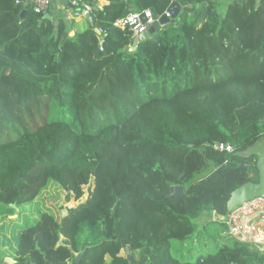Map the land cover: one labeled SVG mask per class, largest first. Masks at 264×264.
<instances>
[{"label":"trees","instance_id":"obj_1","mask_svg":"<svg viewBox=\"0 0 264 264\" xmlns=\"http://www.w3.org/2000/svg\"><path fill=\"white\" fill-rule=\"evenodd\" d=\"M107 1L89 41L77 35L87 63L75 75L63 19L0 0V245L16 264H138L146 247L147 264H264L258 247L223 234L197 259L178 253L205 232L203 215H226L231 192L258 180L245 150L264 135V0ZM172 1L180 15L132 51L115 22L145 9L158 19ZM120 56L132 106L95 128L77 78ZM169 186L184 190L169 197ZM21 212L33 215L24 228Z\"/></svg>","mask_w":264,"mask_h":264},{"label":"rangeland","instance_id":"obj_2","mask_svg":"<svg viewBox=\"0 0 264 264\" xmlns=\"http://www.w3.org/2000/svg\"><path fill=\"white\" fill-rule=\"evenodd\" d=\"M78 34H74L72 38L75 39L71 45H68L66 50V58H68L67 63L72 65L68 68L69 72H75V75H79L82 71L78 70L79 65L86 66V60L75 59L77 53L82 54L83 45L79 42ZM79 44V47L77 46ZM78 56V55H77ZM80 56V55H79ZM86 62V63H84ZM108 65L97 70H91L87 75L78 76V82L82 84L80 91V96L83 101V107L86 112H89L90 119L99 120L100 123L95 126H98L108 118L112 120H117L119 115L124 114L128 109H130L131 101L127 99L128 89L131 88V85L125 84L122 87H118L119 81L113 79L109 81L111 73L106 74V69ZM121 74V73H120ZM109 76V77H108ZM109 78V79H108ZM92 82V83H91ZM89 83V87L86 84ZM98 85L95 87V90H91L93 85ZM98 88V89H96ZM93 127V125H90ZM87 190L88 187L86 186ZM88 193L86 192L84 198H86ZM78 202L74 198L70 201L63 202L62 207L66 212L68 206H74ZM22 218V227L33 221V215L28 212V220L26 221L25 214L21 212ZM219 215L214 214L213 217H208L203 215L199 219V225L204 228L205 232L201 233L197 240L193 243H187L184 249L179 250L178 253L184 252L185 255H190L192 259H197L200 255L205 254L209 251H213L217 246L222 243L223 240V231L224 225L220 223L218 219ZM211 219V220H210ZM210 220V221H208ZM10 224V223H8ZM16 225V224H14ZM10 227V226H9ZM194 250V253L191 252ZM1 256L8 255V251L0 245Z\"/></svg>","mask_w":264,"mask_h":264},{"label":"built area","instance_id":"obj_3","mask_svg":"<svg viewBox=\"0 0 264 264\" xmlns=\"http://www.w3.org/2000/svg\"><path fill=\"white\" fill-rule=\"evenodd\" d=\"M15 2L16 4L31 3L35 12L45 14L52 11L55 0H15ZM67 2L75 17L92 15L98 9L93 1L90 3L87 0H67ZM154 21L152 11L145 9L129 12L125 17L117 20L115 26L122 30L129 29L135 38L145 32ZM100 48L103 49L102 46ZM216 148L233 150L229 144H217ZM218 219L224 225L223 235L250 243L264 252V196L248 200L226 215L219 216Z\"/></svg>","mask_w":264,"mask_h":264},{"label":"water","instance_id":"obj_4","mask_svg":"<svg viewBox=\"0 0 264 264\" xmlns=\"http://www.w3.org/2000/svg\"><path fill=\"white\" fill-rule=\"evenodd\" d=\"M66 1V0H64ZM262 0H257V5L261 3ZM182 5L178 1H172L167 8V11L158 19H155V21L149 26V28L143 32L140 33L137 37L134 38L133 46L131 48L132 51L137 49V44L140 40L149 37L155 30L159 31L162 29L163 26L168 25L172 23L182 12ZM201 9V16L199 20H203L208 12V3L203 2L200 6ZM216 12V11H214ZM23 16L25 15V10L23 11ZM87 17L92 20V15L88 14ZM50 19L54 20V17L50 13H45L43 15V19ZM98 32H100L99 29H96ZM70 34L65 31L62 35V43L65 42L67 37ZM102 43V42H101ZM245 154L248 156H254L256 158V166L258 170V180H250L246 182L245 184L235 188L227 201V208L229 211L236 209L237 207L241 206L243 203L247 202L248 200H251L258 196H264V135L262 139L259 141L252 143L246 150ZM184 188L182 186H169V192L167 196L172 197H178L182 192ZM65 242H68V240H64ZM82 254L77 259V262H79ZM151 256V252L146 247L145 248V256L143 260L138 264H147L149 261V258ZM129 259L131 260L130 264H135L133 261V258L131 255H129ZM16 260L12 257H6V260L3 264H16ZM150 264H154L153 262H150Z\"/></svg>","mask_w":264,"mask_h":264},{"label":"crops","instance_id":"obj_5","mask_svg":"<svg viewBox=\"0 0 264 264\" xmlns=\"http://www.w3.org/2000/svg\"><path fill=\"white\" fill-rule=\"evenodd\" d=\"M93 3L98 4L100 6H105L108 4L107 0H92ZM50 14L54 17V22H57L59 19H63L65 22V31H67L70 35L67 37H72L74 34H78L80 37V41L86 44L89 40L86 38L87 32L90 31V19L87 16H79L75 17L71 13V7L69 6L67 0H55L54 6ZM64 31V32H65ZM63 32V33H64ZM63 35V34H62ZM102 41V40H101ZM108 67L106 69V74L110 72L109 81L115 79L117 81L120 80V73L124 74V81L126 84L131 85V78L128 73V69L126 68L125 61L122 56L117 58V62H113V59L107 64ZM109 77V76H108Z\"/></svg>","mask_w":264,"mask_h":264},{"label":"flooded vegetation","instance_id":"obj_6","mask_svg":"<svg viewBox=\"0 0 264 264\" xmlns=\"http://www.w3.org/2000/svg\"><path fill=\"white\" fill-rule=\"evenodd\" d=\"M10 217H11V218H17V215L10 216ZM0 253H1V251H0ZM6 257H12V258H14V259L17 261V259H16L15 257L10 256L9 254H8V255H4V256H1V255H0V264H3V263L5 262Z\"/></svg>","mask_w":264,"mask_h":264}]
</instances>
